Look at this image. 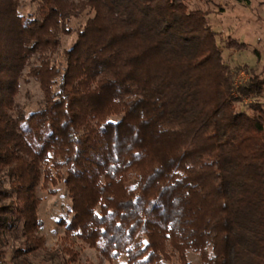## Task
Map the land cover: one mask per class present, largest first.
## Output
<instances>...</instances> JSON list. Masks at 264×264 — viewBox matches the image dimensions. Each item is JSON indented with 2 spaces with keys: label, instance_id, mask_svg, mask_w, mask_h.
Listing matches in <instances>:
<instances>
[{
  "label": "trees",
  "instance_id": "1",
  "mask_svg": "<svg viewBox=\"0 0 264 264\" xmlns=\"http://www.w3.org/2000/svg\"><path fill=\"white\" fill-rule=\"evenodd\" d=\"M29 4L0 0V264H79L40 235L39 193L60 189L57 224L108 262L264 264V79L224 60L207 15L186 0ZM28 80L31 112L16 101Z\"/></svg>",
  "mask_w": 264,
  "mask_h": 264
},
{
  "label": "rangeland",
  "instance_id": "2",
  "mask_svg": "<svg viewBox=\"0 0 264 264\" xmlns=\"http://www.w3.org/2000/svg\"><path fill=\"white\" fill-rule=\"evenodd\" d=\"M22 14L33 13V5L29 0H19ZM190 9H197L207 15V24L215 33L216 40L223 50V57L232 67L243 70H253L255 74L264 79V0H186ZM75 26V22H72ZM75 39L71 34L62 38L57 62H62V51L68 49ZM235 43H241L244 48L239 51L230 49ZM258 54V57L254 55ZM60 59V60H59ZM241 73L238 81L246 80ZM42 93L37 83L28 80L21 82L19 94L16 98L19 106L27 112L36 111L42 104ZM264 103L263 97L258 100ZM249 103L245 101V104ZM243 111L245 107H241ZM41 203L39 216L43 220V229L40 235L46 252L61 254L59 251H69L77 255L79 264H121V261L108 262L99 256L98 252L80 243L72 235L66 234L58 224L60 219H69L66 216L69 200L63 189L57 191L55 196H46L40 192ZM67 219H66V218ZM39 254H43L40 252ZM61 256V255H60ZM66 259L68 256L65 257ZM40 258L36 259L39 262Z\"/></svg>",
  "mask_w": 264,
  "mask_h": 264
}]
</instances>
